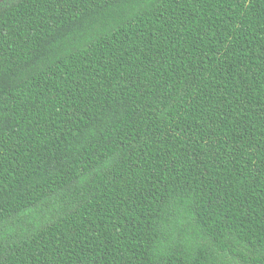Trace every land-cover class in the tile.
Instances as JSON below:
<instances>
[{"label": "trees", "instance_id": "16d2710c", "mask_svg": "<svg viewBox=\"0 0 264 264\" xmlns=\"http://www.w3.org/2000/svg\"><path fill=\"white\" fill-rule=\"evenodd\" d=\"M0 264H264V0H0Z\"/></svg>", "mask_w": 264, "mask_h": 264}]
</instances>
